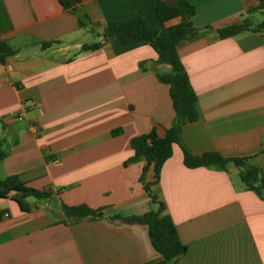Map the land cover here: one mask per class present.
<instances>
[{
    "label": "crops",
    "instance_id": "1",
    "mask_svg": "<svg viewBox=\"0 0 264 264\" xmlns=\"http://www.w3.org/2000/svg\"><path fill=\"white\" fill-rule=\"evenodd\" d=\"M82 1L88 28L58 0H0V42L17 51L10 66L0 65V145L9 152L0 178L21 180L0 195V264L162 261L148 227L125 219L158 208L140 180L145 161H128L133 138L153 128L164 136L176 122L159 78L170 67L149 45L82 48L103 41L109 21L139 15L165 29L180 18L162 22L153 0ZM189 1L199 35L178 54L200 117L184 126L183 144L193 154L255 156L264 185V29L218 34L248 18L262 23L264 4ZM239 173L234 165L187 168L183 148L173 146L151 188L188 247L176 264H264V193L246 189ZM153 180L150 170L146 181ZM62 204H85L103 216L67 219Z\"/></svg>",
    "mask_w": 264,
    "mask_h": 264
},
{
    "label": "trees",
    "instance_id": "2",
    "mask_svg": "<svg viewBox=\"0 0 264 264\" xmlns=\"http://www.w3.org/2000/svg\"><path fill=\"white\" fill-rule=\"evenodd\" d=\"M64 9L77 16L81 28L90 26V19L82 8V0H58ZM154 9L162 22L180 18V22L165 29L150 26L139 16H131L121 21H109L106 24L103 41L84 45L83 52L102 48L105 44H119L122 46L149 45L157 54L158 62L170 67V72L160 73V80L169 86L170 98L176 113L175 124L168 128L164 136H160L156 128L149 133L132 139L131 146L134 155L128 162L143 159L145 165L141 175L144 189L150 195L153 203L158 206L140 216L126 218L128 222L143 224L148 227L150 241L154 249L162 256L158 264H176L184 256L188 247L182 242L177 226L166 205L159 201L157 195L152 194L151 186L160 180L161 170L173 155V146L179 144L183 148L184 164L187 168H208L227 171L229 165L239 168L240 179L248 190L255 191L262 196L264 185L261 178L260 167L253 162L255 156L225 157L218 152L193 154L183 144V129L188 123L196 122L200 117L198 96L194 90L188 72L178 54L181 43L191 41L198 37L199 31L192 27L191 19L196 15L197 9L189 0H153ZM264 29V21L255 25L251 19L241 23L227 26L218 30L220 38H230L245 32H257ZM17 51L6 42H0V65L6 64ZM143 65V64H142ZM120 131L114 132L118 135ZM9 155V152L0 145V164ZM152 170L153 181L147 182L146 175ZM19 176L0 178V195L19 188ZM38 198H44L47 192L30 191ZM62 210L67 219H83L87 217L99 218L103 210L90 208L82 204L69 206L62 204Z\"/></svg>",
    "mask_w": 264,
    "mask_h": 264
},
{
    "label": "built area",
    "instance_id": "3",
    "mask_svg": "<svg viewBox=\"0 0 264 264\" xmlns=\"http://www.w3.org/2000/svg\"><path fill=\"white\" fill-rule=\"evenodd\" d=\"M260 1L264 4V0H260ZM6 64L8 65L9 63L6 62ZM8 66H10V65H8ZM21 117H22V115H20L18 118H21ZM34 131L38 132L37 127H34Z\"/></svg>",
    "mask_w": 264,
    "mask_h": 264
},
{
    "label": "rangeland",
    "instance_id": "4",
    "mask_svg": "<svg viewBox=\"0 0 264 264\" xmlns=\"http://www.w3.org/2000/svg\"><path fill=\"white\" fill-rule=\"evenodd\" d=\"M258 20H263V17L262 16H258V18H256Z\"/></svg>",
    "mask_w": 264,
    "mask_h": 264
}]
</instances>
